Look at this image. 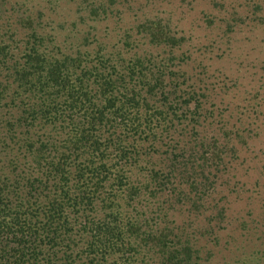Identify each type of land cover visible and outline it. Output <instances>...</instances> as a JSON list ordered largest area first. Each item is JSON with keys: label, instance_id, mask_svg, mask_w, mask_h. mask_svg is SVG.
I'll return each mask as SVG.
<instances>
[{"label": "trees", "instance_id": "1", "mask_svg": "<svg viewBox=\"0 0 264 264\" xmlns=\"http://www.w3.org/2000/svg\"><path fill=\"white\" fill-rule=\"evenodd\" d=\"M134 1L123 27L113 0H75L78 34L0 0V264H198L193 224L244 142L186 67L207 46Z\"/></svg>", "mask_w": 264, "mask_h": 264}, {"label": "rangeland", "instance_id": "2", "mask_svg": "<svg viewBox=\"0 0 264 264\" xmlns=\"http://www.w3.org/2000/svg\"><path fill=\"white\" fill-rule=\"evenodd\" d=\"M17 1L26 2L29 8L36 3L35 7H43L47 15L50 11V16L42 18L50 29L55 20L68 23L71 18L77 23L78 34L88 28V21L79 16L84 11L75 9V0L70 4L63 0ZM143 1L148 13L176 21L188 35V44L207 46L204 54V49L189 54L186 67H192L190 73L203 79L214 102L229 114L225 125L236 124L244 142L219 176L218 192L200 214V224H193L199 231L194 239L198 264H264V0ZM113 2L126 16L117 26L135 21L134 0ZM110 21L116 20L92 22L95 37L103 38L106 46L115 40ZM226 23H230L228 28ZM226 121H214L212 131ZM217 206L225 208L223 215L214 216Z\"/></svg>", "mask_w": 264, "mask_h": 264}]
</instances>
